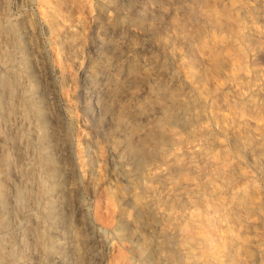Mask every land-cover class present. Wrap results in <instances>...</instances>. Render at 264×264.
Listing matches in <instances>:
<instances>
[{
	"label": "rangeland",
	"instance_id": "rangeland-1",
	"mask_svg": "<svg viewBox=\"0 0 264 264\" xmlns=\"http://www.w3.org/2000/svg\"><path fill=\"white\" fill-rule=\"evenodd\" d=\"M0 264H264V0H0Z\"/></svg>",
	"mask_w": 264,
	"mask_h": 264
}]
</instances>
